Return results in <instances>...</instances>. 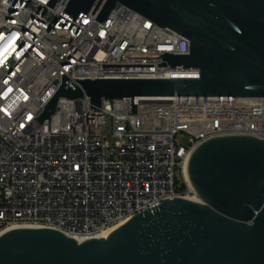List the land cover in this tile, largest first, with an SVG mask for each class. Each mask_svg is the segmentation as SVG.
Returning <instances> with one entry per match:
<instances>
[{
  "label": "built area",
  "instance_id": "1",
  "mask_svg": "<svg viewBox=\"0 0 264 264\" xmlns=\"http://www.w3.org/2000/svg\"><path fill=\"white\" fill-rule=\"evenodd\" d=\"M0 0V235L15 228H51L85 241L98 238L166 199L196 196L186 178L193 151L230 135L264 139V97L178 96L91 99L61 96L73 78L198 77L163 58L189 54L190 41L125 5L105 21L100 9L75 21L69 0ZM186 138V143L181 141ZM177 170L182 186H178Z\"/></svg>",
  "mask_w": 264,
  "mask_h": 264
},
{
  "label": "water",
  "instance_id": "2",
  "mask_svg": "<svg viewBox=\"0 0 264 264\" xmlns=\"http://www.w3.org/2000/svg\"><path fill=\"white\" fill-rule=\"evenodd\" d=\"M59 0H49L54 7ZM125 5L190 41L189 54H129L163 58L198 77L73 78L62 84L35 119L55 112L59 97L103 99L178 96L264 97V0H69L73 19L100 9L105 21ZM199 198L166 199L111 230L77 241L51 228H15L0 235V264H264V139L230 135L198 146L188 163Z\"/></svg>",
  "mask_w": 264,
  "mask_h": 264
},
{
  "label": "bare ground",
  "instance_id": "3",
  "mask_svg": "<svg viewBox=\"0 0 264 264\" xmlns=\"http://www.w3.org/2000/svg\"><path fill=\"white\" fill-rule=\"evenodd\" d=\"M185 175H186L187 180L189 181L188 171H187V170H186ZM189 182H190V181H189ZM190 200H193V201H199V198L195 196V197H193V198H190ZM121 224H122V223H121ZM121 224H118V225L114 226L113 228H111V229L108 230L107 232H105V233H103L102 235H100L98 238L105 237V236H106L111 230H113L114 228L118 227V226L121 225ZM27 228H28V227H27ZM76 240L79 241V242H81L80 239H76Z\"/></svg>",
  "mask_w": 264,
  "mask_h": 264
},
{
  "label": "rangeland",
  "instance_id": "4",
  "mask_svg": "<svg viewBox=\"0 0 264 264\" xmlns=\"http://www.w3.org/2000/svg\"><path fill=\"white\" fill-rule=\"evenodd\" d=\"M180 140L181 141L183 140V142L186 143V138L185 137H182ZM176 176H177L178 186H182V183L183 182H182V178H181V175H180V171L179 170H177V175Z\"/></svg>",
  "mask_w": 264,
  "mask_h": 264
}]
</instances>
